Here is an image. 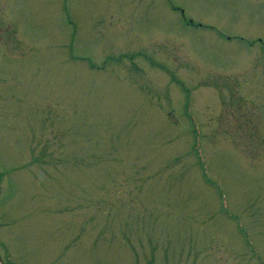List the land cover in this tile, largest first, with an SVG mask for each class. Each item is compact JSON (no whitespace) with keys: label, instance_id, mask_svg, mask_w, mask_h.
Instances as JSON below:
<instances>
[{"label":"rangeland","instance_id":"374dc122","mask_svg":"<svg viewBox=\"0 0 264 264\" xmlns=\"http://www.w3.org/2000/svg\"><path fill=\"white\" fill-rule=\"evenodd\" d=\"M0 258L264 264V1L0 0Z\"/></svg>","mask_w":264,"mask_h":264},{"label":"flooded vegetation","instance_id":"af4514ba","mask_svg":"<svg viewBox=\"0 0 264 264\" xmlns=\"http://www.w3.org/2000/svg\"><path fill=\"white\" fill-rule=\"evenodd\" d=\"M164 1H167V2H173V1H176V0H164ZM254 1H256V2H262V1H264V0H254ZM175 10H177L178 11V13H180V15H182L183 14V10H181V9H178V7H176L175 8ZM183 20H184V18H183ZM189 23H192V21L190 20L189 21ZM0 264H3V262H2V260H1V258H0Z\"/></svg>","mask_w":264,"mask_h":264}]
</instances>
